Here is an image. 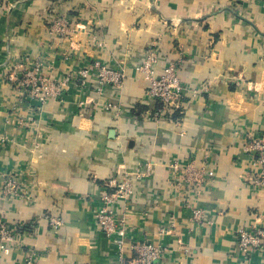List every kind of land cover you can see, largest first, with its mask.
<instances>
[{"label": "crops", "instance_id": "0c3cea01", "mask_svg": "<svg viewBox=\"0 0 264 264\" xmlns=\"http://www.w3.org/2000/svg\"><path fill=\"white\" fill-rule=\"evenodd\" d=\"M1 12L0 218L24 225V250H38V264H116L117 246L95 219L114 177L133 188L112 205L128 244L168 245L156 264H264V253L237 246L241 229H264L261 168L246 146L247 132L264 135V0H17ZM54 15L76 25L72 42L52 33ZM151 53L156 76L176 64L184 84L210 90L165 108L139 70ZM25 56L51 64L53 81L72 77L60 97L33 99L31 109L16 100L10 81ZM95 62L124 70L122 86L101 85L97 71L76 81ZM177 160L215 170L194 200L202 222L187 206L190 189L174 190ZM7 178L24 184L23 199L4 195ZM24 259L23 250L0 253V264Z\"/></svg>", "mask_w": 264, "mask_h": 264}, {"label": "built area", "instance_id": "2783aa9c", "mask_svg": "<svg viewBox=\"0 0 264 264\" xmlns=\"http://www.w3.org/2000/svg\"><path fill=\"white\" fill-rule=\"evenodd\" d=\"M17 0H0V9L7 8L15 3ZM2 12L0 13L1 17ZM66 23V19L60 20ZM101 44V43H100ZM158 57L156 53H151L148 58L139 66L145 78L150 81L148 94L153 99L161 102L165 108H178L185 96L189 93L192 97L200 95L202 92H208L210 85L205 84L201 89H192L190 86L183 83L178 75V68L176 64H169L164 73L156 76V65ZM33 64V63H32ZM33 72L38 73L37 67H33ZM99 73V82L101 85L112 84L115 86H122L126 79L124 70H113L101 62H95L87 68L80 69L77 72V80L84 86L89 81L93 72ZM14 76L11 77L13 79ZM46 80V81H45ZM72 80V77H67L59 82L49 81L42 77H35L32 83L23 81L20 85L25 87L29 85L31 96L27 105L33 99H37L39 104H45L48 96L60 97V92L67 82ZM46 84V86L42 84ZM42 87V88H41ZM40 88L42 90H40ZM251 88V83H250ZM41 91V92H40ZM48 95V96H47ZM31 100V101H30ZM93 97H88L86 103H94ZM31 109V106L29 107ZM34 113H37L36 110ZM33 113V114H34ZM247 149L255 155L256 163L261 168L258 178L255 180V185L258 187L264 186V135L261 132L249 131L246 134ZM171 171L172 185L176 193L183 194L185 188L190 189L193 201H189L188 207L193 210V217L199 223L204 219V210L194 204L195 197L199 196L209 184L211 185L215 180V170L209 169L207 165L203 164L197 166L194 160L181 161L177 160L170 163L168 166ZM21 184L14 178H7L3 185V193L7 197L23 199L26 191ZM133 194V188L129 180H120L117 177L112 178L108 182V191L101 196V206L95 214V219L101 227L104 235L112 240L118 251V258L116 264H156L160 261L168 251V245L161 242L157 245L148 242H131L128 244V234L126 230V219L120 218L115 213L112 205L117 200H126ZM62 220L59 217L52 216L50 218V225L53 230H58L62 226ZM23 224L15 225L10 228L7 223L0 218V253L2 255H9L15 250H23L25 255L23 264H38L42 255L36 249L25 251L24 240L22 239L21 230ZM161 233L164 235L170 234V230L162 229ZM238 249L242 255L249 256L255 253H264V229H241L237 236ZM132 254V256H131Z\"/></svg>", "mask_w": 264, "mask_h": 264}, {"label": "rangeland", "instance_id": "374dc122", "mask_svg": "<svg viewBox=\"0 0 264 264\" xmlns=\"http://www.w3.org/2000/svg\"><path fill=\"white\" fill-rule=\"evenodd\" d=\"M65 19L67 21L66 23L60 22V20L65 21ZM51 25H52L51 26L52 33L55 34L60 40L72 42L73 36L75 35L77 28H76V25L74 26V24L70 21V19H68L67 17H65L63 15H54ZM89 38H90L91 42H92V40H94V43L96 44V37H95V34L93 32H91L89 34L88 39ZM34 66L39 68L38 73L33 72ZM47 68H48V70H47ZM52 68H53L52 65L49 63L42 62L41 60L34 61L29 56L23 57V60L21 62L17 63L15 68L13 67L14 78L11 79L12 81H10L11 86H14L16 84V86L18 87L17 90H19V94L16 96V100L20 101L21 103H24V102L29 103L28 99L32 96V95L29 96L30 87H29V85L22 87L20 84L23 83V81L28 83V84L32 83V81L34 80L35 77H42V79L46 78L49 81L51 79V76H52V74L50 75V69H52ZM13 69H10V70H13ZM81 69H84V68H81ZM42 85L46 86L45 82ZM41 88H40V90H42ZM47 98H48V100L51 98L55 99V98H58V96H56V95L48 96ZM48 100H47V102H48ZM20 120H25V117L20 116Z\"/></svg>", "mask_w": 264, "mask_h": 264}]
</instances>
